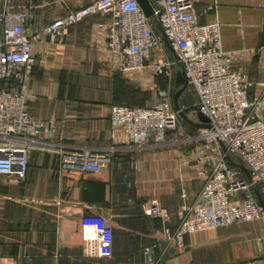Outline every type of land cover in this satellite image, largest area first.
Listing matches in <instances>:
<instances>
[{"label": "crops", "instance_id": "0c3cea01", "mask_svg": "<svg viewBox=\"0 0 264 264\" xmlns=\"http://www.w3.org/2000/svg\"><path fill=\"white\" fill-rule=\"evenodd\" d=\"M92 1L8 0L26 14L28 38L37 39L19 81L25 110L49 128L30 152L26 178L0 177V264H147L144 249L154 264H235L264 255L260 223L196 232L179 250L163 243V229L174 232L176 219L164 226L142 208L155 202L174 215L197 201L204 179L193 170L195 143L174 133L132 137L110 126L111 107L153 105L169 86L150 69L119 71L99 50L105 35L96 30L98 17L53 44L42 36L44 26ZM195 12L198 23L219 24L221 49L243 69L255 100L264 87V0H195ZM170 53L154 61L174 59ZM178 105L199 124L190 89ZM257 116L264 120V110ZM179 120L187 136L198 133ZM85 155L108 161L99 172L84 171Z\"/></svg>", "mask_w": 264, "mask_h": 264}, {"label": "built area", "instance_id": "2783aa9c", "mask_svg": "<svg viewBox=\"0 0 264 264\" xmlns=\"http://www.w3.org/2000/svg\"><path fill=\"white\" fill-rule=\"evenodd\" d=\"M148 2L152 19L145 17L136 0H94L44 26L42 36L53 44L70 27L98 17L96 30L105 35L99 50L116 62L119 71L127 75L150 69L168 80L169 89L157 103L113 106L109 115L110 126L127 136L174 133L195 143L193 170L204 179L197 201L182 204L174 215L155 202L142 208L146 216L159 219L164 226L172 217L176 219L174 232L166 226L163 229V243L174 244L179 250L184 247V237L196 232L246 223L264 225V209L254 194V189L258 190L264 202V120L257 116L264 110V87L255 100L248 98L245 72L233 68L231 57L222 51L219 24L198 23L195 0ZM26 24L24 12L15 11L8 0H0V177L15 176L21 181L29 169L30 152L49 128V123L25 110V95L19 87L23 68L33 63L31 45L37 40L28 38ZM165 49L174 59L154 61ZM178 70L185 81L183 91L190 89L195 94L193 112L207 119L208 128L198 129L195 136L183 132L173 107L170 89ZM179 109L187 112L184 106ZM79 159L82 169L89 172H99L108 161L89 155ZM236 165L246 169L250 180ZM143 254L147 264L155 263L150 249H144ZM235 264H264V255Z\"/></svg>", "mask_w": 264, "mask_h": 264}, {"label": "water", "instance_id": "95a60500", "mask_svg": "<svg viewBox=\"0 0 264 264\" xmlns=\"http://www.w3.org/2000/svg\"><path fill=\"white\" fill-rule=\"evenodd\" d=\"M136 1H137L138 5L140 6V8L142 9L145 17L148 19H152L153 10H152V7H151L150 3L148 2V0H136ZM155 29L161 35L165 45H168L167 40H166L161 28L158 25H155ZM184 88H185V81H184L183 73L180 70H178L175 73V78H174V89H175V91H174V94L172 96L173 107H174L175 111H177L179 117L188 125L198 127L199 129L200 128H208L207 119L201 113H197V118H198L199 124L195 125L187 119V117L185 116V114L183 112L180 111L179 105H178V97L183 92ZM236 166L239 169H241L244 172V174L246 175L247 179L250 180L249 174L246 171V169L241 165H236ZM254 194L256 196L258 204L264 209V202H263L258 190L254 189Z\"/></svg>", "mask_w": 264, "mask_h": 264}, {"label": "rangeland", "instance_id": "374dc122", "mask_svg": "<svg viewBox=\"0 0 264 264\" xmlns=\"http://www.w3.org/2000/svg\"><path fill=\"white\" fill-rule=\"evenodd\" d=\"M170 56H172V54L170 53ZM173 57V56H172ZM180 125H181V122H180ZM181 127H182V125H181Z\"/></svg>", "mask_w": 264, "mask_h": 264}, {"label": "trees", "instance_id": "16d2710c", "mask_svg": "<svg viewBox=\"0 0 264 264\" xmlns=\"http://www.w3.org/2000/svg\"><path fill=\"white\" fill-rule=\"evenodd\" d=\"M143 107H146V106H143Z\"/></svg>", "mask_w": 264, "mask_h": 264}]
</instances>
